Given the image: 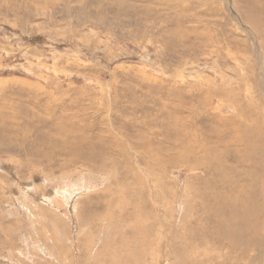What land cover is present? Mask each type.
<instances>
[{"label":"rangeland","instance_id":"374dc122","mask_svg":"<svg viewBox=\"0 0 264 264\" xmlns=\"http://www.w3.org/2000/svg\"><path fill=\"white\" fill-rule=\"evenodd\" d=\"M263 31L264 0H0V264H207L206 159L264 211Z\"/></svg>","mask_w":264,"mask_h":264},{"label":"bare ground","instance_id":"6f19581e","mask_svg":"<svg viewBox=\"0 0 264 264\" xmlns=\"http://www.w3.org/2000/svg\"><path fill=\"white\" fill-rule=\"evenodd\" d=\"M260 6L257 12L258 15H263ZM238 130L240 131L241 129ZM235 133L232 134L235 135ZM234 141L235 139L233 142ZM114 146H120V143H114ZM107 148H109V145ZM108 151L110 152V150L104 149V153H107ZM198 151L199 150H196L195 153ZM233 159L236 160L238 158L235 155ZM170 160L172 161L173 158ZM170 160H168V162ZM204 164L206 166L205 172L207 174H205V177L203 176V178H211L217 181V183L219 182L224 189V193L227 195V199L224 201L225 195L223 196L221 193H213V196H208V191L205 192V194H199V190L197 191V189H194L195 193H193L191 186L187 182L190 192L194 194L192 198L193 201L199 199L201 201L199 202V207L201 206V209L202 206H206L204 209L206 210V215H204L202 219L206 221L209 227H197L199 216V211L197 210L196 214L193 216L194 220L192 218L190 219L193 221L188 223V228L181 238L180 248L182 247V249L194 250L195 247L198 248V243L196 242L203 241L207 243L205 245V249L207 250V254L209 256V261L207 264H214V262H216V264H223V258L226 261L224 264H257L260 262V257L263 258V254L261 252L263 250H261L260 244L253 246V241L259 240L260 238L263 219L259 215H261L260 213L263 214L264 211L262 209L263 204L260 203L261 197L259 195H254V192L257 190L255 183H241L242 176L240 173L237 174L238 171H234L235 173H233L232 167H227L231 170L232 177L225 178L223 175V167L225 166L223 163H219L218 160L206 159ZM205 190L206 189H204V191ZM204 195L206 196L207 200L204 199ZM210 202H212L213 205L210 204ZM197 206L198 203L194 204L192 210L196 209ZM215 223H217L216 226ZM221 244L222 246L220 247ZM217 258L221 260V263L216 261ZM243 260H245V262Z\"/></svg>","mask_w":264,"mask_h":264}]
</instances>
